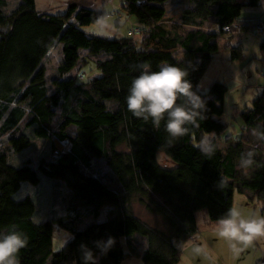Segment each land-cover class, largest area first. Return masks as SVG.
Listing matches in <instances>:
<instances>
[{
	"label": "trees",
	"instance_id": "16d2710c",
	"mask_svg": "<svg viewBox=\"0 0 264 264\" xmlns=\"http://www.w3.org/2000/svg\"><path fill=\"white\" fill-rule=\"evenodd\" d=\"M114 1L71 0L66 13L50 15L37 9L36 0H0V232L15 226L27 235L20 264H83L81 244L94 250L98 264L130 257L180 264L186 244L200 233L199 213L218 223L238 193L259 204L264 216V90L242 112L245 132L236 141L225 139L229 126L218 120L228 87L215 82L207 94L199 90L220 50L232 62L244 59L242 45H233L241 35L231 27L250 31L258 18L245 19L242 10L261 0H186L178 20L169 18L170 0H121V8L107 11ZM113 19L118 29L129 25L125 37L83 31ZM221 36L229 37L228 45L220 46ZM56 47L60 60L50 75L45 63ZM162 62L188 71L195 94L177 138L165 130L166 121L156 128L126 103L139 65L158 71ZM90 63L101 77L79 83L76 70ZM247 152L252 163L241 167ZM43 181L64 200L60 207L53 200L51 214L57 215L47 220L39 216L44 197L35 202L21 194L24 186L40 189ZM136 204L165 229L139 219ZM104 208L105 232L97 223ZM56 226L73 235L59 253L53 250ZM138 236L146 239L145 251ZM109 237L115 243L102 254L94 242Z\"/></svg>",
	"mask_w": 264,
	"mask_h": 264
},
{
	"label": "rangeland",
	"instance_id": "374dc122",
	"mask_svg": "<svg viewBox=\"0 0 264 264\" xmlns=\"http://www.w3.org/2000/svg\"><path fill=\"white\" fill-rule=\"evenodd\" d=\"M69 1L71 0H36V6L41 13L59 15L66 13ZM185 1L186 0H170L168 2L167 10L169 18L173 17L172 19L174 20L180 19L179 15L183 9ZM89 2L93 5L94 3H97L98 0H87L86 3L89 4ZM121 2V0H115L114 7L108 6L106 10L111 11L114 8H121ZM115 15L119 16L120 14H118L117 11L115 12ZM242 17L245 19L258 18L256 23L253 24L256 27L259 26L260 23L258 24V20H264V0H261L259 6L244 7L242 10ZM256 27L249 32L244 33L243 36H240V38L233 44L234 47L242 45L245 56L244 59L241 62H232L229 52L227 50H220L219 53L213 57V60L199 85V90L203 94H207L212 84L215 82L224 83L228 87V93L225 99V113L223 116L219 117L218 120L229 126L225 138L229 141H236L240 138L241 134L245 132V126L241 114L245 110L252 108L254 101L264 90V41L263 37H257L254 34V32H256ZM128 28L129 25L125 24L118 29L116 27L115 19H113L85 27L83 28V31L89 36L115 39L125 37ZM232 31L227 33H231ZM236 36L238 37V35ZM229 42L228 36H221L219 38V43L222 47L228 45ZM59 60L60 48L56 47L45 63L48 74L51 75L56 73ZM75 74L78 77L79 83H88L95 78L101 77V74L95 68L93 63L84 65L82 67V72L76 70ZM159 160L162 165L167 164L166 158L163 154H160ZM100 166L103 172H110L105 164H100ZM41 185L40 189L38 187L35 188L26 185L21 194L22 197H33L35 202L37 198L41 199L44 197L43 204L40 207L39 216L43 217L44 220H47L57 215L51 214L52 205L54 204L53 200H57L55 201L56 207H60V204H63L64 200L54 198L55 195L52 196L51 191L53 190L50 187L51 185L49 181H43ZM65 194L66 191L63 190V194H58V196ZM236 196L243 198L240 194H236ZM133 209L139 219L147 223L149 226L159 230L165 229L161 219L151 215V213H149L144 207L136 204ZM107 212L108 209L104 208L100 218L97 220V223L101 225L104 232L107 228L105 222ZM197 218L200 233L186 244V247L184 248L183 264H257L259 261L264 260V252L261 244L258 243V236L254 237L249 245L243 246L235 241H229L224 237H221L219 235L218 223H211L205 213H199ZM246 218H248L247 215ZM90 220L91 222L93 221V219H89V221ZM72 238L73 235L70 232L56 226L53 240L54 252H61ZM145 240L146 239L139 237V241L142 244L139 243L140 246L146 247Z\"/></svg>",
	"mask_w": 264,
	"mask_h": 264
},
{
	"label": "clouds",
	"instance_id": "9594fccd",
	"mask_svg": "<svg viewBox=\"0 0 264 264\" xmlns=\"http://www.w3.org/2000/svg\"><path fill=\"white\" fill-rule=\"evenodd\" d=\"M259 23L264 27L262 20H259ZM254 27L256 26L250 30ZM231 28H236L238 35L243 36L246 33L240 24L235 23ZM231 28L226 32L231 31ZM254 34L256 35V32ZM263 36L264 33L260 35L261 38ZM139 68V74L133 78L126 96L128 110L145 120L151 118L156 128L160 127L161 121H166L165 130L172 138L183 135L184 125L190 120L189 105L195 106L193 85L188 79L189 72L167 62L159 64L158 71L151 70V65L148 63L139 65ZM178 100L181 102L178 103ZM252 156V152L242 154L240 166H250ZM218 228L221 237L247 246L254 237L264 236V216L244 218L233 206L218 219ZM27 243V235L15 226L0 232V264H20L19 253L27 246ZM114 243L113 237L94 242L102 254H106ZM80 250L83 264H98V257L87 244H81Z\"/></svg>",
	"mask_w": 264,
	"mask_h": 264
},
{
	"label": "crops",
	"instance_id": "0c3cea01",
	"mask_svg": "<svg viewBox=\"0 0 264 264\" xmlns=\"http://www.w3.org/2000/svg\"><path fill=\"white\" fill-rule=\"evenodd\" d=\"M236 194L234 197V206L240 211L241 215L244 216V218H246V215L248 216V218L252 216H258V217L261 216V207L259 204L250 205L243 196L242 197L244 198V200L240 196H236ZM206 221H207V218H206ZM122 236H123V248L125 249L126 252H128L124 234H122ZM258 241H259L258 243L261 244L263 248V252H264V236H258ZM145 249L146 247L143 246L142 251H145ZM183 260L184 259L182 257L180 264H183ZM122 264H144V262L142 261L140 257H130L126 261H124Z\"/></svg>",
	"mask_w": 264,
	"mask_h": 264
},
{
	"label": "built area",
	"instance_id": "2783aa9c",
	"mask_svg": "<svg viewBox=\"0 0 264 264\" xmlns=\"http://www.w3.org/2000/svg\"><path fill=\"white\" fill-rule=\"evenodd\" d=\"M229 28L225 29V31H228ZM264 33V27H263V24H260L259 26H257V29H256V35L257 36H260ZM131 35H133V31H131L130 33Z\"/></svg>",
	"mask_w": 264,
	"mask_h": 264
},
{
	"label": "water",
	"instance_id": "95a60500",
	"mask_svg": "<svg viewBox=\"0 0 264 264\" xmlns=\"http://www.w3.org/2000/svg\"><path fill=\"white\" fill-rule=\"evenodd\" d=\"M262 264H264V260H262Z\"/></svg>",
	"mask_w": 264,
	"mask_h": 264
}]
</instances>
